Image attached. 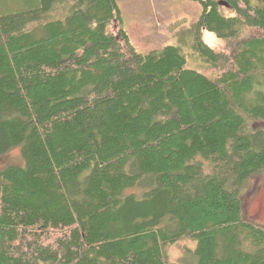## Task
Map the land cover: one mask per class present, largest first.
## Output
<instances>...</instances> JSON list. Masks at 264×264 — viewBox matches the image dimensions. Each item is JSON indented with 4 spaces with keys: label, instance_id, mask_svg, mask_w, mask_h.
<instances>
[{
    "label": "trees",
    "instance_id": "trees-1",
    "mask_svg": "<svg viewBox=\"0 0 264 264\" xmlns=\"http://www.w3.org/2000/svg\"><path fill=\"white\" fill-rule=\"evenodd\" d=\"M28 1L0 13V156L24 162L0 171V264H171L182 240L181 264H264L241 202L264 172V0H189L213 79L136 52L117 0Z\"/></svg>",
    "mask_w": 264,
    "mask_h": 264
},
{
    "label": "rangeland",
    "instance_id": "rangeland-1",
    "mask_svg": "<svg viewBox=\"0 0 264 264\" xmlns=\"http://www.w3.org/2000/svg\"><path fill=\"white\" fill-rule=\"evenodd\" d=\"M28 2V0H0V13L18 8L27 9ZM117 5L122 23L121 26L114 23L112 31L117 32L119 26L122 27L128 36L129 44L136 52L146 55L166 46L177 47L185 53L188 68L200 70L212 79L217 77L218 69L212 70L201 64L186 44L192 26L201 14L198 3L189 0H117ZM219 12L224 17L233 16V12L225 6H220ZM250 34L264 36V33L259 31ZM202 39L216 53L225 58L229 56L226 44L216 39L214 35L204 31ZM220 65L225 66L223 62ZM255 127L264 129V123L258 122ZM23 165L18 147L0 156V171L8 166L23 167ZM241 202L243 220L264 230V172L247 181L242 190ZM195 246V242L182 240L166 248L168 262L181 264L184 250L186 248L193 250Z\"/></svg>",
    "mask_w": 264,
    "mask_h": 264
},
{
    "label": "water",
    "instance_id": "water-1",
    "mask_svg": "<svg viewBox=\"0 0 264 264\" xmlns=\"http://www.w3.org/2000/svg\"><path fill=\"white\" fill-rule=\"evenodd\" d=\"M219 5L227 7V4L222 3V2Z\"/></svg>",
    "mask_w": 264,
    "mask_h": 264
}]
</instances>
